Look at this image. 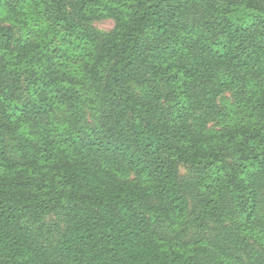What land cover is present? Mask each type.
<instances>
[{
	"label": "trees",
	"instance_id": "trees-1",
	"mask_svg": "<svg viewBox=\"0 0 264 264\" xmlns=\"http://www.w3.org/2000/svg\"><path fill=\"white\" fill-rule=\"evenodd\" d=\"M0 264H264V0H0Z\"/></svg>",
	"mask_w": 264,
	"mask_h": 264
},
{
	"label": "rangeland",
	"instance_id": "rangeland-1",
	"mask_svg": "<svg viewBox=\"0 0 264 264\" xmlns=\"http://www.w3.org/2000/svg\"><path fill=\"white\" fill-rule=\"evenodd\" d=\"M92 27L101 30V31H109L112 26H113V22L108 19H99V20H95L91 23ZM227 97H229L228 95H226ZM179 172L181 175H184L188 172V167L184 166V165H180L179 166Z\"/></svg>",
	"mask_w": 264,
	"mask_h": 264
}]
</instances>
